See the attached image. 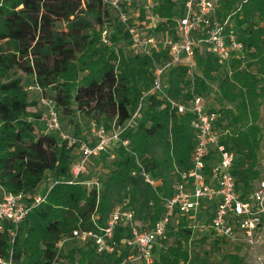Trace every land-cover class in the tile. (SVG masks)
I'll use <instances>...</instances> for the list:
<instances>
[{
	"label": "trees",
	"instance_id": "obj_1",
	"mask_svg": "<svg viewBox=\"0 0 264 264\" xmlns=\"http://www.w3.org/2000/svg\"><path fill=\"white\" fill-rule=\"evenodd\" d=\"M153 1L156 16L162 20L157 27L160 34L175 37L184 0ZM128 12L133 21L132 12ZM218 16H229L243 51L222 61L205 48H197L193 65L200 74L189 79L190 65L180 63L166 70L163 81L167 97L184 104L194 96H201L206 103L209 83L217 82L221 104L209 108L206 103V109L218 115L219 143L234 153L231 172L237 192L247 198L261 174L264 0H222ZM137 17L145 27L143 9ZM105 29L110 45L101 39ZM147 34L159 33L149 29ZM130 45L125 26L103 0H0V199L5 193L34 195L42 181L53 183L45 201L33 207L15 229L13 242L7 230L0 233V257L8 258L12 252L15 264H146L128 260L133 250L121 242L131 238L127 226L116 230L119 248L113 253H98L92 240L69 239L60 253L57 244L76 229L99 231L114 206L124 199L129 200L142 228L152 227L164 213L165 199L173 196L174 186L183 181L182 172L193 165L194 115L178 113L163 96H147L140 116L123 133L129 146L119 143L94 156L87 173L70 184L66 182L72 176L71 165L78 157L75 147L68 146L57 133L46 131L45 111H30L37 102L30 101V91L18 76L23 72L34 77L33 84L56 103L62 123L79 112L108 130L125 126L152 87L156 66L170 59L165 48L150 55L134 54ZM253 65L256 71L251 69ZM223 69L225 74L215 75ZM112 151L115 157L109 163L113 167L110 174L100 188H88L85 178L95 169L91 165L101 163ZM138 159L146 172L159 180L157 188L140 175ZM218 161L217 149L210 150L205 157L206 175L210 176ZM216 207L217 201L201 199L196 212H176L166 238L154 247L152 264H246L237 254L212 262L208 255L191 248L198 235L193 219L202 222V239L212 238L213 246L225 241L211 228ZM11 227L7 224L6 229ZM71 240L82 246L69 248Z\"/></svg>",
	"mask_w": 264,
	"mask_h": 264
},
{
	"label": "built area",
	"instance_id": "obj_2",
	"mask_svg": "<svg viewBox=\"0 0 264 264\" xmlns=\"http://www.w3.org/2000/svg\"><path fill=\"white\" fill-rule=\"evenodd\" d=\"M221 1L184 0L183 14L177 19L175 26L176 36L172 37L166 33L160 35L142 33L144 27L141 26L145 22L131 21L128 12L132 7L133 0H103L116 12L119 21L125 26L131 41L130 49L134 54L150 55L154 51L165 48L170 57L167 63L156 66L152 87L145 93L138 109L126 125L131 124L136 117L140 116L144 99L149 95L163 96L180 114L192 113L194 115L192 127L196 132V145L192 154L193 165L190 170L182 172L183 181L174 186L173 196L165 199L164 213L152 227L142 228L134 218L129 200L124 199L114 206L106 225L99 231L76 229L70 237L59 241L57 244L59 253L69 239L92 240L98 253H113L119 248V242L115 239L116 230L120 226H127L130 228L131 238L123 239L121 242L133 250V253L128 256V260L152 264L154 247L159 240L166 238L169 224L176 212L184 215L196 212L201 199L217 201L211 221V228L215 236L238 244L254 243L264 218V182L259 183L249 197L241 198L231 172L234 153L219 143V133L215 128L217 113L207 111L206 103L201 96H194L188 104L168 98L163 81L166 70L173 65L183 63L184 59L190 61L188 65H193L194 52L197 48H205L208 53L222 61L229 60L233 54L243 51L244 45L239 41L234 26L229 24V16L226 19L218 16ZM101 39L104 44H111L107 29L103 30ZM26 89L30 92H43L37 84H31ZM40 104L45 111L42 120L45 123L46 131L57 133L60 139L65 141L68 146L75 147L74 149L78 152L77 159L71 165V179L66 183H74L85 175L90 160L94 156L106 152L119 143L124 147L129 146V139L123 138L126 125L113 126L108 130L104 126L97 127L92 122L95 141L89 144L72 134L70 126L67 129L63 128L58 108L53 99L42 95ZM212 149H217L219 161L208 176L205 173V157ZM111 157L114 158V154ZM137 164L145 182L154 189L157 188L159 180L146 172L141 159L137 160ZM52 186L46 192L44 190L43 193L33 196L5 193L0 199V233L7 230L13 242L16 235L15 229L33 207L45 201ZM92 187L100 188V184L92 182ZM7 224L12 227L6 229ZM0 264H15L12 252L8 258L0 257Z\"/></svg>",
	"mask_w": 264,
	"mask_h": 264
},
{
	"label": "rangeland",
	"instance_id": "obj_3",
	"mask_svg": "<svg viewBox=\"0 0 264 264\" xmlns=\"http://www.w3.org/2000/svg\"><path fill=\"white\" fill-rule=\"evenodd\" d=\"M151 7V8H150ZM155 4L153 0H137L133 7H130V11L134 16V21H138V13L140 10H144L145 19L147 21V25L142 30V33H147V30L151 29L160 34V30L157 29L158 25L162 21L160 18L156 16V11H154ZM139 22V21H138ZM232 22H229L231 24ZM63 26L62 23H60ZM143 27V26H141ZM248 62L250 61L249 58L246 59ZM188 61V60H186ZM252 70L256 71L255 65L251 67ZM195 74H200V71L194 65H190L188 78L191 79ZM225 74V70L223 69L220 73H216L215 75ZM18 76L23 79L24 87H28L33 84V76L26 75L23 72H18ZM262 86L264 88V80L262 81ZM48 92H30L29 99L32 102H37L36 108H30V111L38 110L39 112H43L42 105L40 104V97L43 95L45 96ZM205 100L210 108H219L221 101L219 97L218 91V84L217 82H210L209 83V90L205 93ZM233 106V105H232ZM138 117L135 118L137 120ZM63 128L67 129L69 125H74L71 132L72 134H76V128L80 131V138L83 139L86 143L92 144L95 141L92 133V122L91 119H88L86 116L82 115L79 112H76L73 117H65L63 120ZM97 127L104 126L100 124L98 121H94ZM260 125L262 127V134H263V142L262 148L259 152V165L258 169L261 170V174L258 179L255 180L254 189L258 186L259 183L264 182V99H263V106L261 107V118H260ZM131 124L126 125V128L129 127ZM105 127V126H104ZM82 130V131H81ZM83 136V137H81ZM76 156H78V152L74 149ZM113 151L107 155L103 159V161L99 164L95 162V165H91V169L95 167V169L91 172V174L85 178V183L88 188L92 187V182H97L101 184V181L107 178L110 174V171L113 169L111 166L110 160ZM96 170V171H95ZM50 175L48 174V177ZM52 186V181H42L37 189L34 191V194H39L44 188H49ZM1 191V189H0ZM253 191V190H252ZM1 194V193H0ZM2 195V194H1ZM33 196V195H29ZM179 218V217H176ZM174 217V219L176 220ZM198 219V218H197ZM200 222V221H199ZM198 220H192L191 224L195 225V230L197 231L198 235H195V240L191 244V248L195 251H199L203 254L208 255L209 259L212 262L220 261L226 254H237L239 257L243 258L246 264H264V218L263 224L258 232V236H256L255 241L253 244L245 245V244H238L235 242L230 241H223L220 242L217 246H213V239H202L203 236V229L201 228V223ZM142 225V224H141ZM148 226V223L146 224ZM143 226V225H142ZM86 241V240H85ZM73 246L81 247V243H77L75 240H71L68 243V247L72 248Z\"/></svg>",
	"mask_w": 264,
	"mask_h": 264
},
{
	"label": "crops",
	"instance_id": "obj_4",
	"mask_svg": "<svg viewBox=\"0 0 264 264\" xmlns=\"http://www.w3.org/2000/svg\"><path fill=\"white\" fill-rule=\"evenodd\" d=\"M186 60H187V59H184V60H183V63H185V64H190V61H186ZM44 190H45V188H44L40 193H43Z\"/></svg>",
	"mask_w": 264,
	"mask_h": 264
}]
</instances>
